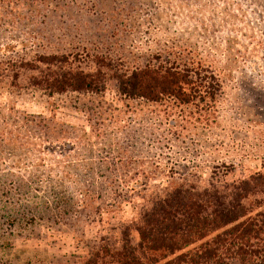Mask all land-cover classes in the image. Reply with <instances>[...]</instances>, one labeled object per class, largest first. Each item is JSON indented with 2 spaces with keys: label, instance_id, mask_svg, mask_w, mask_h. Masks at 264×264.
I'll return each instance as SVG.
<instances>
[{
  "label": "rangeland",
  "instance_id": "1",
  "mask_svg": "<svg viewBox=\"0 0 264 264\" xmlns=\"http://www.w3.org/2000/svg\"><path fill=\"white\" fill-rule=\"evenodd\" d=\"M144 69L204 89L159 104ZM258 174L264 0H0V264H116L168 185Z\"/></svg>",
  "mask_w": 264,
  "mask_h": 264
},
{
  "label": "trees",
  "instance_id": "2",
  "mask_svg": "<svg viewBox=\"0 0 264 264\" xmlns=\"http://www.w3.org/2000/svg\"><path fill=\"white\" fill-rule=\"evenodd\" d=\"M136 74L127 83L135 96L166 94L180 104L189 103L183 100L186 95L204 89L179 71L144 69ZM184 85L188 88L182 91ZM158 100L166 101L153 99ZM259 184H264L260 174L222 187L170 184L149 199L132 226L124 227L120 249L107 254L116 264H210L226 258L237 264H264V200L253 199ZM131 232L137 238L130 237Z\"/></svg>",
  "mask_w": 264,
  "mask_h": 264
}]
</instances>
